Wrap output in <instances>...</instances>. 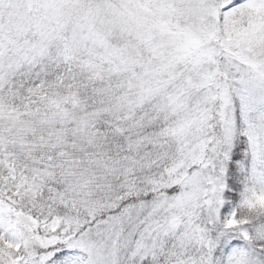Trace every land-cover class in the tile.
I'll use <instances>...</instances> for the list:
<instances>
[{
    "label": "snow or ice",
    "instance_id": "1",
    "mask_svg": "<svg viewBox=\"0 0 264 264\" xmlns=\"http://www.w3.org/2000/svg\"><path fill=\"white\" fill-rule=\"evenodd\" d=\"M0 264H264V0H0Z\"/></svg>",
    "mask_w": 264,
    "mask_h": 264
}]
</instances>
